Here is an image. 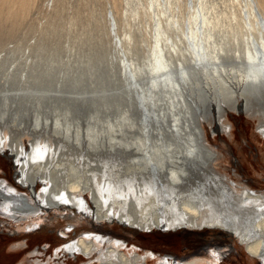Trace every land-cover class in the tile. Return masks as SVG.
<instances>
[{
	"label": "bare ground",
	"instance_id": "6f19581e",
	"mask_svg": "<svg viewBox=\"0 0 264 264\" xmlns=\"http://www.w3.org/2000/svg\"><path fill=\"white\" fill-rule=\"evenodd\" d=\"M32 1L0 0V32L6 21L16 29ZM214 1V8L206 15L217 22L203 28L197 18L191 26L182 19L175 9L179 7L177 0H164L175 22L190 29L180 23L168 34L160 30L155 40L141 49L142 56L144 52L146 56L139 65L146 67L152 59L156 63L157 54L163 59L157 60L161 66H167L165 74L175 79L173 86L149 87L148 76L141 71L125 82L122 58L118 61V80L122 87L130 83L133 89L121 96L124 102L100 104L102 111L94 106L87 111L88 117L80 119L78 110L57 107L54 101L63 98L43 96L37 89H30L31 84L43 80L59 89L67 86V90L85 84L81 75L70 72V61L54 60L53 65L44 62L46 73L58 66L51 78L41 77L38 69L31 70L37 71L33 76L20 73L16 75V87L10 90L4 86L7 76L0 77V152L13 158L19 177L16 184L0 181V221L17 223L36 214L38 220L26 224L29 232L41 228L44 219L59 217L66 219L69 227L79 217L93 226L91 231L83 230L58 246L50 258L33 264H58V257L63 255L83 259L82 264H220L218 255L210 260H181L183 257L175 254L139 253L94 226L102 221L145 231L218 228L236 238L247 254L264 264V192L231 179L218 168L225 154L208 145L204 125L230 133L229 112L245 114L256 121L255 132L264 144V0H249L252 10L248 14L252 16L246 22L239 17L244 0ZM62 4L57 1L50 16L46 12L49 18L40 29L42 34L33 52L42 56L52 51L59 54L64 49L61 43L69 35L71 44L77 42L82 53L94 54L97 41L92 39L95 34H91V19H84V28L75 23L82 19L78 13L57 23ZM185 16L191 17L189 12ZM98 23L95 29L101 21ZM66 24L75 25L71 27L74 32L65 30ZM245 28L258 29V43L250 40L249 47L241 48ZM55 32L62 33L59 41L49 39ZM197 35L216 37V41L196 50L191 37ZM144 37L142 31L139 38ZM131 45L132 40L127 48ZM152 49L150 58L147 52ZM71 57L69 54L66 60ZM29 63L24 60L22 71L28 69ZM133 67L131 72L135 71ZM84 98L69 93L64 100ZM135 106L138 109L132 111ZM27 137L26 145L23 140ZM21 188L23 193L19 192ZM84 193H90V201ZM43 209L41 221L38 211ZM50 210L53 213L48 216L46 212ZM151 258L157 261L150 262Z\"/></svg>",
	"mask_w": 264,
	"mask_h": 264
},
{
	"label": "rangeland",
	"instance_id": "374dc122",
	"mask_svg": "<svg viewBox=\"0 0 264 264\" xmlns=\"http://www.w3.org/2000/svg\"><path fill=\"white\" fill-rule=\"evenodd\" d=\"M57 1L63 3L62 9L58 8L60 13L58 16H61L62 19L58 17L57 23L65 22L66 19L69 20V17H72L73 14L78 13L82 19L77 20L75 23L78 27L84 28L82 24L85 21L84 19H91V34H95L93 35V37H95H92V39H96L95 41H97L94 45L97 47L94 54L87 55L82 53L77 42L71 44L72 42L69 35L66 36L61 43L63 44L64 49L59 54L57 53L58 51H52L48 56H42L33 52L32 49L36 45V39L42 34L41 30L46 25L47 19L49 18L46 15L49 13L50 16L51 13L53 14V12H55ZM139 1L141 8L148 3V0ZM180 1L182 2V5ZM187 1L188 0H177L179 7L175 9L179 11L180 16H185L187 14H185ZM105 2H108L109 4ZM126 3L127 0H33L31 4L35 5H29L31 7H28L26 10V12L28 11V15L24 14L23 18L26 19H21L23 22L20 21L16 28L17 30L10 27L8 24L9 21H6V25L4 24V27L1 29L0 77L7 76V82L4 86H6L8 90L15 88V81L16 83L18 82L16 75L28 72V74L33 73V76L37 72L31 71L33 69L40 70L42 72L41 77L51 78L54 76L52 73H57L58 66H53L46 73L47 70L43 68L44 65L46 63L51 64L52 61L61 59L66 62L70 61V63H68L70 72L73 75H81L85 84L78 87L70 86L69 90H67V86H63L59 89L53 86L49 81L43 80L36 85L31 84L30 89H37V91L42 93L43 96H57V98H63L59 99V101H53L59 108L70 107L74 110H78L80 113V119L88 117L87 111H90L92 108L94 109V106L96 109L102 111L100 104L109 101L124 102V100L121 99V96L125 92L131 91L133 87L130 83L122 87L118 80L119 69L117 76V68L119 59L115 61L107 59L108 55L112 54V49L114 47L112 44V36L109 34L108 30L107 13L110 11L114 17L115 23L118 22L119 32L116 36L121 40L122 37L127 34L125 27L122 24V22L125 23L126 21L125 16L122 15ZM184 6L185 9H183ZM222 7L224 9L228 8L224 3L222 4ZM223 8L222 10L224 11ZM120 18L121 20L119 21ZM223 18H225V16H223ZM98 21L99 23L101 21L100 24L98 23V27L101 25L103 29L101 27L95 29V24ZM33 23H35V25H33ZM143 25L144 23L141 25V29L137 27L136 31L133 29L136 41L138 39L141 40L139 35L142 34V31L145 35L147 33V30ZM65 26L67 27L64 29L68 30L69 33L74 32L71 27H76L75 25L68 24ZM130 26H132V24ZM10 30L12 31L11 33ZM13 30L16 31L14 32ZM4 32L7 34L9 33L8 36ZM55 33L51 34L49 39H58L57 41H59L62 37V33L57 32L59 35ZM135 39L134 41L132 39L133 45H131L129 49L133 52V59H124V61H122L125 65V80H128V77L130 78L129 75L127 76V74L131 73L130 68L136 66L137 63L140 64V62H142L141 60H144L145 57V52L144 56H142L143 51L141 50L142 48H145V39L138 42H136ZM24 45H29L30 47L26 48ZM55 47H58V42ZM87 51L91 50L89 49ZM69 54L72 55V57L69 60H66ZM24 60H28L30 63L28 69L22 71L21 66L24 63ZM44 62L46 63L43 65ZM108 65L109 67L111 66L112 72L115 70L113 73V75H115L114 81L118 82V87L112 90H109V86L107 85L108 82H111L109 80H113ZM10 66H14L11 71ZM7 72H11V75ZM103 92L110 95H107L108 97L98 95ZM69 93H77V96L85 98L83 101L64 100L65 96ZM137 109L138 107L135 106L132 111H136ZM133 115L135 114L133 113ZM98 118L101 119L100 116ZM227 122L231 124L230 133L223 130H211L210 126L204 123L208 145L225 154L221 159L218 168L221 169L223 173L231 176V179L239 183L247 182L249 186L255 187L257 190L264 192V144L255 132L256 121L251 120L245 114L230 111L227 115ZM23 142L27 145L29 137L25 138ZM16 169V166L13 164V158L9 157L8 154L6 155L3 152H0V181L5 180L10 184H16L19 180V177L16 176ZM23 191V188H21L19 192L23 193ZM83 196L90 201V193H84ZM44 212V209L38 211V213H40V219ZM52 213V210L46 212L48 216H51ZM62 219V217L57 219H44L43 221L41 219V228L36 230L32 229V232L27 231V228L29 227H26V224L37 221L38 217L36 214L32 215V219L24 218L17 223L12 221L8 224V222H4L3 220L0 221V264H33L37 261L43 262L45 259L53 256L57 247L64 244L65 241L69 240L71 237V239L75 238L74 236L78 235V233L83 230L91 231L92 229L89 228L93 227L91 223L80 217L77 220V225L74 224L73 227L67 226L68 221ZM15 226L18 227L16 228ZM94 226L99 228L103 233L116 237L120 239V241L127 243L128 247L133 246L135 250L139 251V253L150 251L155 255H164V253L175 254L179 257H183L181 260L199 257L210 260L212 259L211 256L216 258V255H218L220 258L217 262H220V264H261L257 259L252 258L247 254L245 246L241 245L236 238L229 234H225L218 228L180 227L171 231H161L154 228L153 230L145 231L144 229H133L128 226H120L117 223L106 221L95 223ZM61 230H65L68 234H63ZM58 258V264L83 263V259H74L68 255L59 256ZM156 261L157 260L154 258L150 259V262L155 263Z\"/></svg>",
	"mask_w": 264,
	"mask_h": 264
},
{
	"label": "water",
	"instance_id": "95a60500",
	"mask_svg": "<svg viewBox=\"0 0 264 264\" xmlns=\"http://www.w3.org/2000/svg\"><path fill=\"white\" fill-rule=\"evenodd\" d=\"M107 59L108 60H113V51H112V54H109L108 55V57H107ZM108 68L110 69V74L112 75V78H113V80H109V81H111L110 83L108 82V86H109V90H112V89H115L116 87H118V82H115L114 81V79H115V75H113V73H114V71L115 70H113V72L111 71L112 69H111V66L109 67V65H108ZM127 79H129L130 80V78L128 77ZM128 81V80H127ZM125 82H126V80H125Z\"/></svg>",
	"mask_w": 264,
	"mask_h": 264
}]
</instances>
